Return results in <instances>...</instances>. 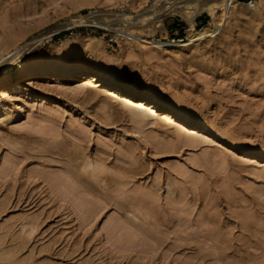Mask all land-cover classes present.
I'll use <instances>...</instances> for the list:
<instances>
[{
    "label": "rangeland",
    "instance_id": "rangeland-1",
    "mask_svg": "<svg viewBox=\"0 0 264 264\" xmlns=\"http://www.w3.org/2000/svg\"><path fill=\"white\" fill-rule=\"evenodd\" d=\"M153 2L0 0V54L71 17H139ZM203 26L212 28L206 12L192 22L164 15L150 38L183 40ZM114 30L73 26L30 56L94 36L100 55L78 50L71 59L153 94L216 137L158 116L133 123L121 97L75 75L24 76L14 95L3 88L0 264H264V159L238 150L264 153V14L179 51L124 43ZM51 132L68 151L47 141Z\"/></svg>",
    "mask_w": 264,
    "mask_h": 264
},
{
    "label": "bare ground",
    "instance_id": "bare-ground-1",
    "mask_svg": "<svg viewBox=\"0 0 264 264\" xmlns=\"http://www.w3.org/2000/svg\"><path fill=\"white\" fill-rule=\"evenodd\" d=\"M145 2H148V0H145ZM78 3L81 4L80 2ZM240 4L242 3H238L237 1H232L228 4L227 0H154V2L150 5V9H148L144 15L139 17L132 16L130 14H115L107 11H90L85 15L81 14L73 18L71 17L68 20H64L56 25H53V27L48 29V31L36 37L34 36L32 40L25 42V44H16L13 41L16 45L14 46L13 44L14 47L10 51L5 52V54H0V96L2 95L1 90L3 88L8 90V94L14 95L21 88L19 85V79L24 76H45V82H52L58 75H75L76 78H80V80H82L83 87L89 85L99 86L109 91L110 95L121 97L120 99L125 101L124 105H127L128 107L127 110L129 111V116L133 123L138 125L147 124L150 123L147 121L149 116H158L160 120L162 119V121L166 120V122H174L178 127L188 126V128L193 132L203 131L214 136L215 132L210 131L199 122L192 121L188 115L181 113L177 108L159 105V99L153 94H149V92L146 93L126 85L116 77H113L107 71L95 66L93 62H89L90 64L88 65L93 66L94 69L88 71V69H85L77 63L76 59H71L72 56H74V53L78 50L88 52L89 56H94L95 54L97 56L98 54L100 55L99 50L94 48L93 43H91L96 40V37L94 36L77 34L75 39H65L53 42L51 45L55 48L56 53L54 50H49L50 52L48 51L46 55L44 54L40 58H37V56L31 57L32 55L30 56V52L37 49L38 45L48 36L73 26L85 24L93 25L97 28L105 30L115 29V33L121 35L120 39L124 43L133 42L139 46L150 47L155 50L179 51L184 48H188L194 42H202L207 38H213L220 33L230 23V21L241 20L243 18V20L255 22L258 20L259 16L264 14H261V6H263L264 0H257L256 5L242 4V6H240ZM71 6L73 5L71 4ZM200 12H206L210 16L212 28L209 26H203L198 29L191 27V32L185 39H179L173 42L170 40L162 41L150 38L152 36V29L159 25L162 16L178 15L185 21L192 22L194 16ZM146 26H148V33H144L137 29L130 30V28L133 27ZM121 31L123 33H121ZM0 53L2 52L0 51ZM15 57L27 58L21 61L16 68L8 70L7 65L9 60L12 59L14 61ZM83 87H76L78 88V90L76 89L78 93L80 91L82 92V89H84ZM86 97L89 96L87 95ZM2 106L3 104L0 102V107ZM74 128V126L71 128V135ZM74 134L78 137L79 131L75 130ZM48 137L50 139H47V141L54 143V148L65 146V151H68L67 144L57 142L55 140L56 137L52 132ZM191 137L189 136V138H187L190 142H192ZM229 145H231V143ZM238 150L240 153H245L247 155L252 154L254 157L256 156L264 159V153L256 152V150L249 151L245 147L238 148Z\"/></svg>",
    "mask_w": 264,
    "mask_h": 264
},
{
    "label": "built area",
    "instance_id": "built-area-1",
    "mask_svg": "<svg viewBox=\"0 0 264 264\" xmlns=\"http://www.w3.org/2000/svg\"><path fill=\"white\" fill-rule=\"evenodd\" d=\"M232 1H236V0H227V3L229 4V3H231ZM247 3H248V5H251V4H253V0H247ZM99 29H101V28H99ZM103 30H105V29H103ZM121 33H123L122 31H121ZM115 36H119L120 38H121V35H119V34H116ZM115 36H113V38H109V42L111 43V44H113V43H116L117 41H116V37ZM158 40H160V39H158ZM171 41V42H173V41H175V40H179V38H176V37H171L170 39H166V41ZM180 40H181V38H180Z\"/></svg>",
    "mask_w": 264,
    "mask_h": 264
}]
</instances>
